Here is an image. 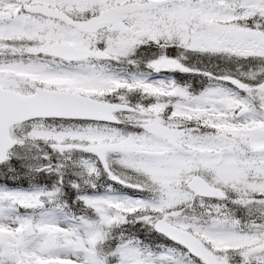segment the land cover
<instances>
[{
    "label": "snow or ice",
    "instance_id": "obj_1",
    "mask_svg": "<svg viewBox=\"0 0 264 264\" xmlns=\"http://www.w3.org/2000/svg\"><path fill=\"white\" fill-rule=\"evenodd\" d=\"M0 264H264V0H0Z\"/></svg>",
    "mask_w": 264,
    "mask_h": 264
}]
</instances>
